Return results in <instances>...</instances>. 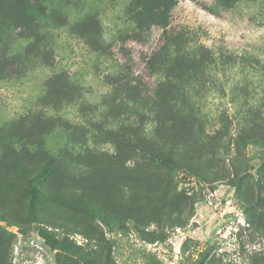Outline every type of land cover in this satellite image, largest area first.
Returning <instances> with one entry per match:
<instances>
[{
	"label": "rangeland",
	"instance_id": "374dc122",
	"mask_svg": "<svg viewBox=\"0 0 264 264\" xmlns=\"http://www.w3.org/2000/svg\"><path fill=\"white\" fill-rule=\"evenodd\" d=\"M0 20V132L53 119L47 150L73 155L34 214L0 140V264H264V0H0ZM170 105L172 168L120 134L158 135Z\"/></svg>",
	"mask_w": 264,
	"mask_h": 264
},
{
	"label": "trees",
	"instance_id": "16d2710c",
	"mask_svg": "<svg viewBox=\"0 0 264 264\" xmlns=\"http://www.w3.org/2000/svg\"><path fill=\"white\" fill-rule=\"evenodd\" d=\"M23 22L33 21L32 15L22 16ZM5 20H0V28L8 27ZM41 28L40 23L31 25V29L38 32ZM37 34V33H34ZM170 113L168 118L171 125L167 122L158 130V135L151 138L145 136L144 129L136 127H122L121 137L122 143L131 146H138V149L147 157L154 158L166 167H174L173 155L176 154V147L168 148L171 143H177L182 140L178 133V127L173 125L175 119L179 117L173 105H170ZM56 125L53 119H42L37 117L35 122L26 128L25 126L13 125L10 129L3 128L0 132L1 141H12L18 144L10 145L4 143V155H13L8 157L5 161L6 167L17 171H23L25 175H33L31 187L28 190L29 205L34 214L39 213V207L42 203H50L60 198V190L53 186L52 180L56 175H72L69 164L67 163L73 155L69 151H63V158H56L46 148L45 137L52 132L53 126ZM60 125V124H59ZM173 125V126H172ZM63 126L66 127L64 124ZM70 126V125H68ZM69 131V130H68ZM264 138V137H263ZM258 139H251L249 142H256ZM173 152V153H172ZM26 156L32 157L30 160ZM264 157V154L262 155ZM5 157V156H3ZM2 157V158H3ZM0 157V159H2ZM51 175H54L52 180ZM82 211L93 212L91 209L82 208ZM41 236L44 238L46 244L54 250H63L65 242L54 237L49 231L42 230Z\"/></svg>",
	"mask_w": 264,
	"mask_h": 264
}]
</instances>
